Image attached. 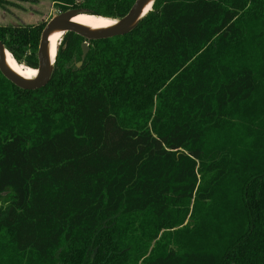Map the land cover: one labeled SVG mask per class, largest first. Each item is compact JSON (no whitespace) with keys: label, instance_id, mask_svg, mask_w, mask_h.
<instances>
[{"label":"trees","instance_id":"1","mask_svg":"<svg viewBox=\"0 0 264 264\" xmlns=\"http://www.w3.org/2000/svg\"><path fill=\"white\" fill-rule=\"evenodd\" d=\"M44 27L0 39L38 67ZM84 41L41 88L0 71V264H264V0H155Z\"/></svg>","mask_w":264,"mask_h":264},{"label":"water","instance_id":"2","mask_svg":"<svg viewBox=\"0 0 264 264\" xmlns=\"http://www.w3.org/2000/svg\"><path fill=\"white\" fill-rule=\"evenodd\" d=\"M147 1L148 0H136L133 6L131 7V9L129 10V12L125 16L115 18L118 21L116 26L108 30H103L101 32H91L72 22L73 16L87 12L65 11L60 15L53 17L51 20L48 21L42 32L40 45H39V52H38L39 66L33 67L38 70V76L34 80H25L19 77L18 75H16L13 71H11L8 68L6 64V51L8 49L0 39V71L7 79H9L11 82L16 84L20 88L30 89V90L41 88L49 82L52 76L53 66H50L48 47H49L50 33L53 29L55 28L63 29L65 31L64 34L66 32L72 31L83 36L86 40L109 38L117 35H122L130 32L140 22V20L142 19V18L139 19L140 13L142 7ZM87 14L96 15L92 13H87ZM98 16H102V15H98ZM82 48L84 54L86 55L90 48L89 42L88 41L83 42Z\"/></svg>","mask_w":264,"mask_h":264},{"label":"bare ground","instance_id":"3","mask_svg":"<svg viewBox=\"0 0 264 264\" xmlns=\"http://www.w3.org/2000/svg\"><path fill=\"white\" fill-rule=\"evenodd\" d=\"M154 2L155 0H148L144 4L139 19H143L152 10ZM72 22L91 32H101L103 30H108L116 26V24L118 23L115 18L91 15L87 13H81L73 16ZM64 32L65 31L63 29L55 28L50 33L48 47L50 66H53L55 63L57 51L60 45V41L64 36ZM11 54L12 53L9 50L6 51V64L11 71L25 80H34L38 76L37 69L18 62L17 59L12 57L13 54Z\"/></svg>","mask_w":264,"mask_h":264},{"label":"rangeland","instance_id":"4","mask_svg":"<svg viewBox=\"0 0 264 264\" xmlns=\"http://www.w3.org/2000/svg\"><path fill=\"white\" fill-rule=\"evenodd\" d=\"M89 10L92 9L90 7L81 5L79 7H71L66 11L87 12ZM63 12L65 11H62L61 8L52 0H0V25H27L45 23L46 26L49 20ZM63 38L64 36L62 37V40ZM86 41L89 42V40ZM22 63L28 66L25 62ZM77 65H82V61H79ZM0 203H2V200Z\"/></svg>","mask_w":264,"mask_h":264}]
</instances>
